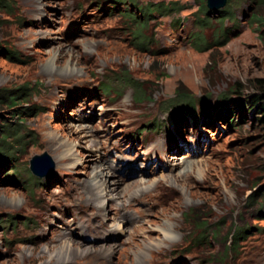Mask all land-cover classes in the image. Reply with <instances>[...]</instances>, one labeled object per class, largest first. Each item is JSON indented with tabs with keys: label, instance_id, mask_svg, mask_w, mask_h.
<instances>
[{
	"label": "rangeland",
	"instance_id": "obj_1",
	"mask_svg": "<svg viewBox=\"0 0 264 264\" xmlns=\"http://www.w3.org/2000/svg\"><path fill=\"white\" fill-rule=\"evenodd\" d=\"M225 5L219 20L195 0H0V94L15 95L0 98V264H51L28 257L67 240L116 248L56 264H264V132L243 104L264 79V2ZM69 65L76 75L55 82L48 70ZM42 152L53 167L36 177ZM107 159L103 178L120 183L104 182L97 209L84 187ZM132 180L153 185L115 198Z\"/></svg>",
	"mask_w": 264,
	"mask_h": 264
},
{
	"label": "bare ground",
	"instance_id": "obj_2",
	"mask_svg": "<svg viewBox=\"0 0 264 264\" xmlns=\"http://www.w3.org/2000/svg\"><path fill=\"white\" fill-rule=\"evenodd\" d=\"M63 55V48L61 46V48H59L57 54H56V57L53 56V60L57 59L58 57L62 56ZM75 58V55L73 53L70 54V63L72 64L73 63V60ZM52 63V62H51ZM54 64V63H53ZM68 65V64H67ZM55 66V65H54ZM75 66V65H74ZM50 72V74L53 77V80L55 81H59L57 79H61V78H71L73 76L76 75L77 73V69L76 67H71V65L66 66L63 70L62 69H58L57 67H54L53 69L51 68V70H48ZM46 73V72H45ZM48 73V72H47ZM62 80V79H61ZM67 80V79H66ZM55 81V82H56ZM88 127V126H87ZM82 128V127H81ZM81 131H84V130H81ZM90 133V132H89ZM81 136V135H80ZM82 136H87V134L84 132ZM91 137V136H90ZM94 138V137H93ZM80 140V139H79ZM91 143L90 145H96L99 143L98 141H96L95 139L94 140H91ZM68 144V143H67ZM136 146H139L140 144L139 143H136L135 144ZM143 147V146H142ZM104 153L106 154V151H104ZM149 154V151H145L142 153L144 159L147 157V155ZM73 155L74 153L72 152V150H67L63 155H61L60 157H58L59 161L60 162H67V161H70L73 159ZM121 160V159H120ZM184 162V161H183ZM188 164V162H186ZM176 165H181L182 163L181 162H176L175 163ZM150 165H148L146 168H148ZM111 167H114L112 166L109 162H108V159H107V164H103L102 163V166H101V169L99 170H96V169H93L95 170L93 173H92V179H94L95 181L94 182H91V183H87L85 185V190L87 192H90L91 193V197H93L94 201H96V205H93L95 206L97 209L99 207V204L98 202L101 200L102 197H104L105 195V191L109 190V189H112L114 187H112V185L110 186H106V184L104 183L107 178H103L104 176L107 177L106 175H110V176H113V171H112V168ZM191 166H189L188 169H184L182 170L178 175H176L175 177L177 179L181 178V181L183 182L184 180H186L187 178L190 177L192 173V170H191ZM196 168V166H195ZM199 169V168H198ZM149 172V170H147ZM146 171V173H148ZM200 171V170H199ZM203 171V170H202ZM176 174V173H175ZM201 174V172H200ZM174 177V179H176ZM165 178V177H164ZM104 180V181H103ZM161 180V179H159ZM163 180V178H162ZM108 181V180H107ZM106 181V182H107ZM164 181L168 182L167 179H165ZM110 184H118V182L120 183V180L119 178L117 177H112L109 179L108 181ZM146 183V181H138V180H132L131 182H128V183H123V188L121 190V192H117L116 195H115V198H121L122 194L124 192H128L129 191V194H128V197L129 198H136V197H139L141 196L143 193H146L151 187L153 184H149L148 186H144V187H141L142 185H144ZM134 188V189H133ZM193 194V192H191ZM110 199L112 198L113 201H115V198L114 197H109ZM108 198V199H109ZM130 200V199H129ZM128 200V201H129ZM105 205V204H104ZM69 207V211L70 212V215L71 214H74L77 212V208L76 206H71V205H67ZM100 208V207H99ZM137 214H138V217L137 218H133L134 220H138L139 222H143V220L147 217V212H146V209L143 208V211L142 209H137L135 208ZM122 212V211H121ZM120 212V213H121ZM67 213V212H66ZM114 213V212H113ZM116 215V214H114ZM111 218V216L109 217ZM116 218V216H115ZM114 218V219H115ZM118 218V216H117ZM120 218V217H119ZM127 218V217H126ZM130 218V217H129ZM121 220L124 219L125 220V215L123 214L120 218ZM119 219V220H120ZM139 219H142V220H139ZM81 220V219H80ZM118 222H121L119 221ZM131 221V219H130ZM86 223L89 222V220H84L82 219L81 222L79 221L78 224L80 225H83V226H86ZM116 222V220H115ZM117 222V223H118ZM113 225V224H112ZM100 227V226H99ZM98 227V228H99ZM102 227V226H101ZM98 228L95 229V231L97 232ZM111 229L108 230L109 234H107V236L109 235L110 237H114L115 236V230H119V226L118 225H115L114 227H110ZM135 228L137 227H133L132 231L135 230ZM131 229V228H130ZM106 230V229H105ZM114 230V231H113ZM126 230V229H125ZM99 232L101 231H104V227L102 229H99L98 230ZM127 231H129V229H127ZM131 231V233H132ZM106 232V231H105ZM120 232V231H119ZM122 232V231H121ZM136 232V230L134 231ZM133 232V234H134ZM117 235V234H116ZM102 236V235H101ZM164 239V238H163ZM106 244V243H105ZM151 246H147V248H150ZM46 248V247H45ZM116 248V245L114 243H112L111 245L109 244L108 247H103V248H99L97 251L95 248L93 247H87V248H84L81 246V244H78V243H75L73 242L72 240H67V241H63V243H61L60 245H55V246H48L46 249L47 250V253H46V257L44 256L45 254H37L36 256L35 255H31V256H27L26 254H24V260H28L26 257L29 258V260L31 261H36V260H42V259H49L47 260L48 263H51V264H56L58 262H65V261H68L70 258L72 257H75L76 255L77 256H86V255H90V254H100V255H103L102 257H106L107 255H109L110 253H112ZM50 249L54 250L56 249L57 251L55 253H50ZM95 249V250H93ZM49 251V253H48ZM42 253H44V251H42ZM26 255V256H25ZM41 264V263H40ZM43 264V262H42Z\"/></svg>",
	"mask_w": 264,
	"mask_h": 264
},
{
	"label": "trees",
	"instance_id": "obj_3",
	"mask_svg": "<svg viewBox=\"0 0 264 264\" xmlns=\"http://www.w3.org/2000/svg\"><path fill=\"white\" fill-rule=\"evenodd\" d=\"M195 1L198 4L199 11L202 12V14L204 15L205 18H207L209 16H214L217 19L222 20L223 18L228 17L230 15V11L228 10L229 9L228 5H224L223 8L218 9L216 11H212V10H209L206 8V5H205L206 1L205 0H195ZM260 1L264 2V0H260ZM155 7H156V5H155ZM156 8H159V7H156ZM196 43L197 42H194L195 47L197 46ZM133 85H135V84H133ZM254 88L256 89V93L248 96L247 99L244 100L243 104H245V106L247 108L252 109L253 112L257 115L256 116L257 125L264 132V79L256 78L254 80ZM232 91L237 92V90L236 91L232 90ZM135 92H136V90H135ZM135 95L137 97L142 96L140 91H137ZM178 96H182V97H180L181 104L178 107L181 109L186 108V110L189 114L193 113L195 105L193 103V99L191 98L190 94H180L179 93ZM14 97H15V95H9V92L0 94V98H3L9 104H13ZM0 103H1V101H0ZM202 104H203V101H200L201 106H202ZM178 107L176 106V109H178ZM15 132H16V128H14V129L9 128L6 125V129L3 130V135L1 138V141L3 142V144H1L2 149H5V147H7V145H9L6 142V139L10 138L11 137L10 134H15Z\"/></svg>",
	"mask_w": 264,
	"mask_h": 264
},
{
	"label": "water",
	"instance_id": "obj_4",
	"mask_svg": "<svg viewBox=\"0 0 264 264\" xmlns=\"http://www.w3.org/2000/svg\"><path fill=\"white\" fill-rule=\"evenodd\" d=\"M226 0H206L207 9L216 11L225 5ZM53 167V161L46 152L33 155L29 159L28 170L36 177L43 176L44 172H48Z\"/></svg>",
	"mask_w": 264,
	"mask_h": 264
}]
</instances>
